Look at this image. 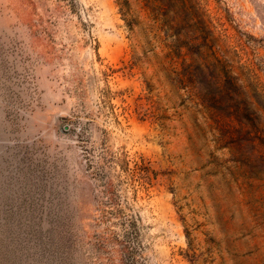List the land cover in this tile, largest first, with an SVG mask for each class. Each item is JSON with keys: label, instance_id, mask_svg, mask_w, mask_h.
<instances>
[{"label": "rangeland", "instance_id": "1", "mask_svg": "<svg viewBox=\"0 0 264 264\" xmlns=\"http://www.w3.org/2000/svg\"><path fill=\"white\" fill-rule=\"evenodd\" d=\"M0 264H264V0H0Z\"/></svg>", "mask_w": 264, "mask_h": 264}, {"label": "trees", "instance_id": "2", "mask_svg": "<svg viewBox=\"0 0 264 264\" xmlns=\"http://www.w3.org/2000/svg\"><path fill=\"white\" fill-rule=\"evenodd\" d=\"M176 75H179V73H176ZM201 88L205 89L204 87H201Z\"/></svg>", "mask_w": 264, "mask_h": 264}]
</instances>
